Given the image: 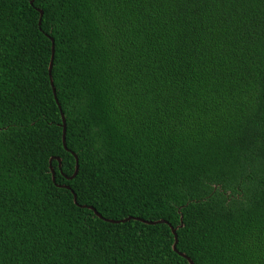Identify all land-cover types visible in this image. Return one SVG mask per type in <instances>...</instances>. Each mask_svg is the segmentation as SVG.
<instances>
[{
    "label": "trees",
    "instance_id": "1",
    "mask_svg": "<svg viewBox=\"0 0 264 264\" xmlns=\"http://www.w3.org/2000/svg\"><path fill=\"white\" fill-rule=\"evenodd\" d=\"M179 253L264 264V0H0V264Z\"/></svg>",
    "mask_w": 264,
    "mask_h": 264
},
{
    "label": "water",
    "instance_id": "2",
    "mask_svg": "<svg viewBox=\"0 0 264 264\" xmlns=\"http://www.w3.org/2000/svg\"><path fill=\"white\" fill-rule=\"evenodd\" d=\"M40 14L42 15V12H41V11H40ZM39 24H40V23H39ZM52 43H53V40H52ZM53 55H54V47H52V57H51L50 65H49V75H50V78H51V72H52V66H53V58H54ZM51 85H52V88H53V92H54V94H55V88H54V85H53L52 78H51ZM56 101H57V100H56ZM62 117H63V114H62ZM63 122H64V125H63V138H62V140H63V145H64L65 150L68 151V150H67V147H66V142H65L66 128H65V120H64V117H63ZM72 155L75 157V160H76V167H75V172L73 173V175H72L71 177L67 178V179H69V180L75 178V177L77 176V174H78V170H79L77 156H76L74 153H72ZM52 160L57 161V162H58V167H59V168L61 167V159H60V158H53V159H51L50 161H52ZM52 179H53V182L55 183V173H54L53 170H52ZM57 187H61V188H65V189H67V190H71L70 187H68V186H58V185H57ZM71 192L73 193V191H71ZM73 201H74V203L77 205V198H76V196H75L74 194H73ZM82 207H83V208H87V209H89V210H92L98 218L103 219L102 216H101L100 214H98V213L96 212V210H95L93 207H91V206H90V207L82 206ZM104 220H105L106 222H108V223L119 224V223H124V222H126V221H129V220H131V218H128V219H125V220H122V221H113V220H108V219H104ZM134 220H139V221H141L142 223L147 224V225L167 224L166 222H164V221H162V220H161V221H156V222H147V221H143V220H141V219H134ZM170 228H171L172 233H173V236H174L173 250H174L175 252H177V242H178V239H177V233H176V230H177V229H174V228H172L171 226H170ZM179 254H180L181 257L187 259L188 262H189L190 264H193V263L190 261V259H189L185 254H183V253H179Z\"/></svg>",
    "mask_w": 264,
    "mask_h": 264
}]
</instances>
